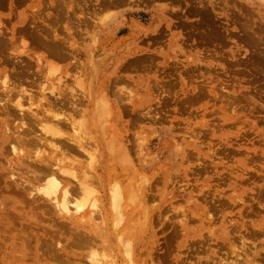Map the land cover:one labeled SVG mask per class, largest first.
I'll list each match as a JSON object with an SVG mask.
<instances>
[{
	"label": "rangeland",
	"instance_id": "374dc122",
	"mask_svg": "<svg viewBox=\"0 0 264 264\" xmlns=\"http://www.w3.org/2000/svg\"><path fill=\"white\" fill-rule=\"evenodd\" d=\"M239 2L264 25V0H0V34L12 40L0 53V96L38 110L36 118L27 115L35 136L42 135L40 126H51L44 143L35 139L25 147L47 152L54 144L52 153L63 155L72 163L65 168L81 178L77 163L85 166L88 159L65 139L75 133L69 121L57 125L60 136H51V106L74 119L83 146L95 153L83 176L101 207L95 230L106 236L72 248L71 261L91 264L104 255L108 263L127 264L118 245L128 241L139 264L143 248L164 252V238L181 219L189 236L164 252L161 264H264V29L259 35L246 25L252 14L245 16ZM35 26L48 31L47 39L65 40L62 58L34 42L27 31ZM58 93L72 98L66 105L52 102ZM20 114L9 116V126L25 123ZM9 148L4 142L0 166L23 175ZM63 177L79 196L75 180ZM108 183L131 187L132 206L123 208L132 223H113ZM10 186L2 198L13 190L30 198L23 187L13 185L9 193ZM201 208L212 210V223L199 227L182 215ZM26 210L18 216L30 214ZM49 213L38 216L50 221ZM155 215L161 224H143ZM208 230L215 239L205 244L197 234ZM53 241L47 240L58 259Z\"/></svg>",
	"mask_w": 264,
	"mask_h": 264
},
{
	"label": "bare ground",
	"instance_id": "6f19581e",
	"mask_svg": "<svg viewBox=\"0 0 264 264\" xmlns=\"http://www.w3.org/2000/svg\"><path fill=\"white\" fill-rule=\"evenodd\" d=\"M113 1L115 3L118 2V0H113ZM235 3L238 4V2ZM246 7L244 6V4L240 5L241 10L244 8L249 10V8ZM245 9L242 11V13L244 12L245 16L246 14L247 15L252 14L250 12H247V10ZM250 16H251V21H249L250 19H248L249 22L247 23L245 21L244 24L246 23H247L246 25L251 24L252 31L260 35L263 32L262 29H264V25L262 26L261 23H259V20L258 21L254 20L253 18L255 17L253 16V14ZM27 32L30 34L31 38L34 40L35 43H38V45H43V47L48 51L49 55H53L54 57L57 58H62L64 56L63 54V46L65 44L64 39L63 40H58L55 38L47 39L49 38L48 31L44 28L37 29L36 26L34 30L28 29ZM6 33L4 35L3 33L0 34V53L3 51L4 48L7 47V45L12 43V40L10 39V37H8V35H6ZM24 66L25 64H22V66L18 65L17 67H19L18 69L22 70ZM15 73L18 75V77H20L22 72L16 70ZM24 91L26 90L24 89ZM70 97L71 95L66 96L65 98V95H61L58 93L55 94L54 99L51 100H53L52 102H55L54 100H58L66 105V103H69ZM51 100L45 98L46 106L48 104L53 105L51 103ZM101 103L103 102L101 101L100 104ZM9 104H10L9 101L5 98V96H0V146L2 148L0 150V156H2L3 153L5 152L3 149L4 142L9 143L10 145L9 152L12 153L13 158L16 159L19 164L21 163L23 164L21 166L23 175L22 174L18 175L11 168L12 166L10 164L0 166V192L2 190L3 191L7 190V187L10 186V185L8 186L6 185V183H8V184H12L10 186V189H8L9 193L10 190H12L11 187H13L14 185L15 188L17 189L19 187L21 188L23 187V189L21 190L25 192V196L27 195V193L31 196L30 198H28L29 196L27 198L24 196L25 198H23L22 192H20L19 190L18 191L13 190L16 193L11 191V193L15 194L16 196L12 195V197L9 199L2 198L1 197L2 195H0V197L2 198V199L0 198V204L3 203V205H1L2 208L0 210L2 211L0 213V264H82L79 261L77 263L70 260L69 256L76 254V251L72 250V248L74 247L80 248L89 244H93L92 242L95 239L104 240L106 236V233L104 231L102 230L98 231L99 229L95 230L96 225H98V227H101V223L100 221H98L102 217L101 207L100 204L98 203L97 198L93 197L94 190L90 188L91 185L89 178L83 176L86 174L85 171L87 170V168L90 167V165H92L91 160L95 156V153L94 152L91 153L90 150H88V148H85L83 146V143H85V141L84 142L82 141V135L80 134L81 127L76 126L74 124L75 123L73 122L74 119H72L69 115L66 116L67 113H65V111H63L62 114L56 113L55 112L56 109H54L53 111L51 106L47 107V110L52 111V112H48L50 116L48 119L51 121H55L54 126H52V130L50 133L51 136L56 138L60 136L61 134L57 125L61 123H67L69 121L70 122L69 125L72 127L75 133H73L72 136H69L70 138L68 137L66 138L64 137V138L67 139L68 141H72V142L74 141L78 146V148L83 153V155L85 156L84 160L88 159L86 161L85 166L82 163L80 164L77 163L76 169H80L82 171V175H80L81 178H79L73 172H70L69 168H65V167L72 168L71 166L72 163H68V162L65 163L64 162L65 157L63 155H56L55 153L54 154L52 153L58 150L57 146H55L54 144H48L50 146V149L47 152H45L44 148L34 147L27 149L25 145L28 144L29 142L33 143V140L35 139L37 141H42L44 143V140L47 139L46 138L47 135L45 133L48 132V129L49 127L51 128V126H45V125L40 126L41 130L39 131H42V135L40 132L39 134H36L37 136H35L34 127L33 126L32 128L30 127L32 122L29 119V117H27V115L31 116L32 118H36V116L38 115L37 114L38 110L31 112V108H28L27 110L24 109L25 106L20 100L14 103V105H9ZM98 104H96V107ZM100 104L98 106L104 108L103 107L104 103L102 105ZM101 107L100 110L102 109ZM96 109L98 110V107ZM16 111H19L21 113L19 116L25 121V123H22L18 128H13L9 126L8 120H9V116H12L13 113ZM41 120L42 119H39L38 123L41 122ZM66 146L67 148L71 149L70 145H66ZM25 149L27 150L25 151ZM6 153H7V149H6ZM125 154L127 155V152H125ZM51 155L52 158H50ZM60 175L61 176L70 175L72 180H75L74 182L79 190L78 192L80 193L79 196L72 195V193L74 194V192H71L73 190L72 187L71 188L68 187V182L66 181L67 178L63 177V179H59ZM108 186L110 189L108 204L110 209H113V213H112L113 223L115 224L116 222L117 224L120 223V221L123 222L125 221V223L127 224H129L130 222L132 223L133 222L131 220L132 217L128 214V212L126 214L123 208V207L130 208V206H132V204L130 203L131 200H133V193L131 187L122 188L120 186H117L116 183L113 184L110 183ZM155 187H156L155 185L151 186L150 190L155 189ZM19 192L21 193V195ZM17 193L21 197H18ZM32 193H34L35 195ZM147 196L154 197V195H147ZM21 199L24 200L22 201ZM122 201L125 204H122L121 203ZM48 205L50 208L48 207ZM17 206L19 208H17ZM25 206L30 208L29 211L30 214L28 213L25 215L26 217L24 216L21 218L18 215L25 214V211H27L26 209H28ZM210 208L213 209L214 207L212 206ZM210 208H207L206 210L201 208L199 209V211H196V213L190 212L189 215H187V213L184 212L182 215L184 217L190 216L191 218L189 219L196 221L200 227L201 225L212 223V220L215 218L213 214L209 213V211L211 210ZM50 209H53L54 212L53 210L50 211ZM14 211L17 212V214H15ZM47 211L53 212V214L56 217L53 218L54 215L51 213L52 216H50V213L48 212L49 213L48 218H50L48 220H50L51 222L43 221V219H46L47 217L46 218L41 217L42 219L39 217L40 212L44 216V214L45 215L48 214L46 213ZM160 216L162 217V215ZM95 217L98 219L96 220L97 221L96 223L94 222ZM175 217H177V215H175ZM26 220L30 221L31 223L30 226L24 224ZM158 220H159V224H161L162 218H159V215H155L154 218H151L150 220L144 219L143 224L149 222L151 224H158ZM185 221L186 220L180 219L181 224L177 226H173L174 228L173 234L169 237L164 238L165 254L170 253L172 249L176 250L177 247H180L181 241H185L186 238L189 236V231L185 227ZM113 223L112 225H114ZM78 228L82 229L84 233H82L83 231L80 233L79 232L80 229L78 231ZM133 229L134 228L130 230H132L133 232ZM87 231H89L90 233H87ZM113 232H115V230ZM48 238H50L51 241L52 239L54 240L52 242L54 244L53 249L55 248L54 252L57 254L59 253L62 254V256L58 257V259H56L57 257L55 258L53 256V252L50 251V247H49L50 243L47 242ZM120 238L121 237H119L117 241L120 242L121 240ZM197 238L199 240H202V242L206 244V242L209 243V241L214 240L215 236L213 235L212 230H208L207 232L204 233H198ZM192 239H194V237L190 238L189 240ZM122 242H123L122 247L118 245V248H120V250L122 248L121 252L125 254V256L127 255V264H136L133 255L131 257L132 251L135 252V246L131 247L130 244L128 245L127 244L128 241L125 244H124L125 241ZM119 244L121 245V242ZM130 248L133 249L131 250ZM164 252L156 254L152 251V249L143 248V250H141L139 264L165 263V260L163 258ZM50 258H52L54 261L50 262L49 261ZM103 258L104 255L91 258V264H112L104 260L106 257L104 259ZM207 262L205 264H207Z\"/></svg>",
	"mask_w": 264,
	"mask_h": 264
}]
</instances>
